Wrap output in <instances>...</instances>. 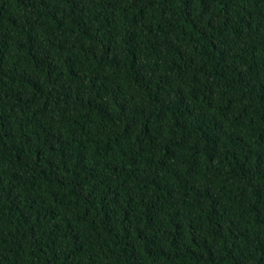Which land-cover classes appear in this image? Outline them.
Masks as SVG:
<instances>
[{
	"label": "trees",
	"instance_id": "trees-1",
	"mask_svg": "<svg viewBox=\"0 0 264 264\" xmlns=\"http://www.w3.org/2000/svg\"><path fill=\"white\" fill-rule=\"evenodd\" d=\"M0 264H264V0H0Z\"/></svg>",
	"mask_w": 264,
	"mask_h": 264
}]
</instances>
